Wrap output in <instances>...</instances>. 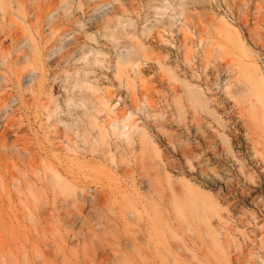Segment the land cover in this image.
<instances>
[{
	"label": "rangeland",
	"instance_id": "1",
	"mask_svg": "<svg viewBox=\"0 0 264 264\" xmlns=\"http://www.w3.org/2000/svg\"><path fill=\"white\" fill-rule=\"evenodd\" d=\"M3 10L0 264H264V0Z\"/></svg>",
	"mask_w": 264,
	"mask_h": 264
},
{
	"label": "bare ground",
	"instance_id": "2",
	"mask_svg": "<svg viewBox=\"0 0 264 264\" xmlns=\"http://www.w3.org/2000/svg\"><path fill=\"white\" fill-rule=\"evenodd\" d=\"M1 4H2V6L4 7V10H3V16L5 17V15L7 14V4H8V0H1ZM128 54H126V56H127ZM130 56V55H129ZM123 58H124V60H126L125 59V57H124V55H123ZM127 58V57H126ZM129 58V57H128ZM261 90H262V93H263V99H264V85H262V88H261ZM5 108H3V110H4ZM5 112H6V110H5ZM3 138V133H0V139H2ZM11 149H14V151H16V145H14V144H12L11 145ZM19 151V150H18ZM19 153V152H18ZM53 174H55L56 175V173H53ZM54 183L55 184H57L58 185V183H62V181L60 182V180H58V179H56L55 181H54ZM67 185H64V187H66Z\"/></svg>",
	"mask_w": 264,
	"mask_h": 264
}]
</instances>
